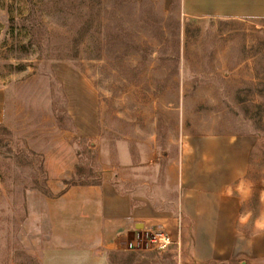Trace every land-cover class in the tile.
<instances>
[{
	"label": "rangeland",
	"instance_id": "rangeland-1",
	"mask_svg": "<svg viewBox=\"0 0 264 264\" xmlns=\"http://www.w3.org/2000/svg\"><path fill=\"white\" fill-rule=\"evenodd\" d=\"M191 135L254 140L255 214L264 21L186 19L177 0H0V264H38L36 200L109 170L120 191L163 185L165 162L146 172L135 144L173 157Z\"/></svg>",
	"mask_w": 264,
	"mask_h": 264
},
{
	"label": "crops",
	"instance_id": "crops-1",
	"mask_svg": "<svg viewBox=\"0 0 264 264\" xmlns=\"http://www.w3.org/2000/svg\"><path fill=\"white\" fill-rule=\"evenodd\" d=\"M177 1L186 19L264 21V0ZM156 146L135 144L146 172L165 162L163 185L147 178L140 190L120 191L109 170L98 184L36 200L43 223L38 264H264V201L250 211L245 181L254 140L191 135L173 157ZM158 226L174 244L162 251L126 249L138 227Z\"/></svg>",
	"mask_w": 264,
	"mask_h": 264
},
{
	"label": "built area",
	"instance_id": "built-area-1",
	"mask_svg": "<svg viewBox=\"0 0 264 264\" xmlns=\"http://www.w3.org/2000/svg\"><path fill=\"white\" fill-rule=\"evenodd\" d=\"M174 242L175 240L168 230L165 227L158 226L136 232L133 239L127 243L126 249L134 251L148 248L153 251H162Z\"/></svg>",
	"mask_w": 264,
	"mask_h": 264
}]
</instances>
